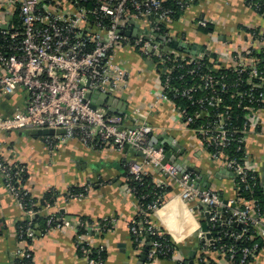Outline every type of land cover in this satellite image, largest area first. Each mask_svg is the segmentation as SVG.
<instances>
[{
	"label": "built area",
	"instance_id": "2783aa9c",
	"mask_svg": "<svg viewBox=\"0 0 264 264\" xmlns=\"http://www.w3.org/2000/svg\"><path fill=\"white\" fill-rule=\"evenodd\" d=\"M179 2L184 10L191 4L190 0ZM249 6L257 12L261 7ZM172 19L173 10L164 7L163 0H0V91L15 94L23 89L29 95L24 109L0 114V131L64 130L48 135L51 148L59 141L76 138L93 149L123 150L129 146L144 152L142 162H133L129 167L136 179L149 174L144 166H153L176 181L180 188L177 196L184 202H200L205 207L204 214L208 212L210 216L207 230L203 231L202 225L198 230V261H204L200 255L211 249L233 263L248 264L261 246L259 242H240L246 241L249 234L264 238V204L255 196L259 175L246 148L247 136L256 126L252 113L259 109L252 104L264 103V70L257 57L264 49L248 46L236 52L234 64L227 67L233 69V74H215L212 70L221 67V62L219 58L214 61L209 52L195 56L165 49L160 36H169L167 30L160 32ZM3 25L8 27L4 29ZM199 26L209 24L200 21ZM126 47L137 48L145 59L163 68L162 99L174 103L178 97L188 100L186 106L175 103L179 117L200 136L213 159L222 160L233 172L238 198L225 200L218 192L198 186L191 171L186 170L179 178L178 166L164 162L162 150L150 144L152 126L144 119L139 117L133 124H126L123 115L109 107L93 106L95 94L117 96L127 88L129 70L117 60L118 50ZM208 54L215 62L212 66L203 62ZM89 93L91 97L87 96ZM245 101L251 105H244ZM234 106L247 110L241 124ZM24 173L22 165L9 162L0 153V175L27 221L19 236L33 239L52 229L74 230L79 255L87 264H103L106 248L95 246L93 238L116 219L90 228L83 218L70 219L61 211L47 213L54 204L41 205L34 199L25 187ZM154 182L160 188L169 186L155 179ZM87 192L88 187L84 186L80 191L70 188L62 195L67 200L82 199ZM166 194L157 196L148 209L138 200L140 211H157L165 203ZM39 214L47 215L46 231L38 228ZM144 221L148 223L145 233L149 237L145 264L158 259L183 264L179 250L158 238L162 230L147 216L131 223L134 243L139 246L147 239L142 231ZM31 256L29 249L17 250L16 258L24 264H30Z\"/></svg>",
	"mask_w": 264,
	"mask_h": 264
},
{
	"label": "crops",
	"instance_id": "0c3cea01",
	"mask_svg": "<svg viewBox=\"0 0 264 264\" xmlns=\"http://www.w3.org/2000/svg\"><path fill=\"white\" fill-rule=\"evenodd\" d=\"M190 2L179 18L166 24L170 38L202 44L206 52H213L219 58L220 66L225 68L234 64L236 52L248 46L264 49V16L245 0ZM200 21L208 22L209 33L203 32ZM117 60L129 70L128 86L117 95L127 103L123 114L125 123L133 124L139 117L144 119L152 126L151 138H160L158 140L169 150L179 146L182 155L178 159L192 172L196 184L200 181L198 186L208 188L206 186L210 184L208 189L218 192L225 200L237 198L236 180L225 163L213 159L200 136L179 117L175 103L160 97L163 79L159 64L147 63L140 51L132 47L118 50ZM28 97L23 89L15 94L0 91V114L24 109ZM252 114L256 126L247 136L246 148L259 175L264 196V107ZM33 130L0 131V153L9 162L24 167L26 189L39 203L51 189L54 190L59 196L47 213L61 211L70 219L85 217L90 228L115 218L105 232L95 235L93 244L106 248L103 264H137L147 239L139 246L134 245L130 226L140 209L126 178L130 164L142 162L140 151L131 147L126 151L93 149L76 138L59 141L51 148L48 136L34 134ZM144 168L155 180L171 187L166 194L167 201L152 213V223L171 236L180 247L178 256L184 262L196 251L195 264H198L201 247L198 230L205 219V207L198 201L184 202L177 196L180 188L174 179L153 166ZM73 186L88 187L87 195L82 199L67 200L62 194ZM25 220V213L0 175V264H15L17 250L21 248L32 253L30 264H87L77 250L74 230L52 229L29 240L19 236V228ZM200 256L204 258L202 264H234L216 250L209 249ZM151 264L177 263L158 259ZM248 264H264V248Z\"/></svg>",
	"mask_w": 264,
	"mask_h": 264
},
{
	"label": "trees",
	"instance_id": "16d2710c",
	"mask_svg": "<svg viewBox=\"0 0 264 264\" xmlns=\"http://www.w3.org/2000/svg\"><path fill=\"white\" fill-rule=\"evenodd\" d=\"M245 3L247 5H252V6H257V4L261 5V7L258 8V13L264 16V0H246ZM163 6L167 7V8H171L173 10V18L174 19L179 18L180 15L182 14V12L184 11L183 7H180L179 0H163ZM201 29L203 30V32H207V33H209L211 31L209 27H203ZM165 31H166V26L163 25L160 34L165 33ZM1 35L2 34L0 33V38H1ZM257 57L260 58V60H259L260 68L264 70V53L258 54ZM216 60H217V56L215 55L214 61H216ZM214 61L211 60L209 54L206 55V57L203 59L204 64L205 65H209V66H212V64L215 63ZM232 70L233 69H231V68L219 67L217 69H213L212 71L215 74H219V75L220 74H224V73L232 75L233 74ZM161 73H162L161 74L162 79H164L165 78V74H163V68L161 69ZM174 74H176V72H174ZM174 101H175L176 105H178V106L179 105L180 106H186L187 104H189L188 100L185 99V98H182V97L175 98ZM235 103H236V100H235ZM244 105H251V104L249 102L245 101ZM252 105L255 108L256 107L257 108L264 107V103H262V104L254 103ZM234 109H235V115L238 116V120L237 121L239 122V124H241L242 119H243L242 116H244L247 113V110H244L242 107H238L237 108L236 106H234ZM24 178H25V181H26V172L24 173ZM126 181L128 182L130 188L132 189V192L134 193V195L139 200V202L143 205L144 208H147L149 204L154 202L156 200L157 196H159V195L161 196L164 193L171 191V187H169V186L168 187H164V188L158 187L156 185V183L154 182V178H153V176L151 174H147V175H145L143 177L142 180H138V179L135 178V176L133 174H131L129 172V169H127ZM83 188H84V186H73L72 187V189L75 190V191H80ZM144 195H146V196L143 198ZM255 196H256L257 199H259V201L262 204H264V196L262 194L260 186L257 189ZM57 197H58V195L56 194V192L51 189L45 195L44 199L40 203H41V205H44L46 202H49L51 204H55V201H56ZM164 201H167V200H163V202ZM263 207H264V205H263ZM149 213H151V214H149ZM152 213H153L152 211L146 210V209L144 211L138 212L137 215L135 216L134 220H133L134 221L133 223H137V222H141L142 220H145L146 216L152 222V219H150L151 216H152ZM148 214H149V216H148ZM79 218H83L84 220H86L88 222V220L85 217H79ZM36 220H37V223L39 225L38 228L41 229L42 231H46V229H47V224H46L47 215L39 214L36 217ZM26 222H27L26 220L23 221V224L19 228V232H20V229L25 228ZM203 222H204V220H202V223ZM147 225H148V223H146L144 221V223L142 224V231H143V234L147 238V241H148L149 237H147L148 235L145 233V228L147 227ZM161 230H162V235L158 236V238L161 239L162 241L167 242L174 249L178 250L180 247L177 244H175V242L173 241L171 236L165 231V229L161 228ZM23 238H27V237L24 236ZM27 239L30 240V238H27ZM132 239H133V236H132ZM241 242H240L241 245H250V244H253L254 242H259V244L261 246L260 250L264 248V238L262 236H258V235L256 236L255 234H252V236H250V234H249L247 239H246V241H244V242L241 241ZM134 245L137 246V243L135 242ZM148 247H149V245H148ZM259 251L257 252V254L259 253ZM103 256H104V258H106V254L105 253H103ZM254 257L251 256L249 258V260H248V263L250 261H252L254 259ZM148 263L149 262L147 261V264ZM182 263L185 264L184 261H182ZM15 264H24V262L18 260L17 262H15ZM198 264H202V262H199ZM234 264H237V263L234 262Z\"/></svg>",
	"mask_w": 264,
	"mask_h": 264
},
{
	"label": "water",
	"instance_id": "95a60500",
	"mask_svg": "<svg viewBox=\"0 0 264 264\" xmlns=\"http://www.w3.org/2000/svg\"><path fill=\"white\" fill-rule=\"evenodd\" d=\"M12 17H8V21L11 20ZM8 26L7 25H3V28L6 29ZM127 34H131L130 31L126 32ZM160 39L162 41H164L165 43V49L168 48H172V49H176V50H181V51H185L189 54L195 55V56H199L201 55V53H206V50L204 48V46L202 44H189L183 40L180 39H173L170 37H165V36H160ZM211 57H215V54L213 52L210 53ZM153 61L151 60H147V63H152ZM88 97H91V94L89 93L87 95ZM93 100V106L96 105H103V106H107L109 107L110 111L114 112V113H119L121 115L125 114L126 109H127V103L120 100L118 96H113V95H109L106 93H101V94H95L92 98ZM34 134H38L41 136H48V135H54L56 133H64V130H54V129H34ZM160 139V138H158ZM156 137H152L150 140V144L152 146H154L155 149L157 150H162V152L164 153V162H172L175 163L178 168H179V175L178 177H182V174L186 171V169L184 168V162L178 159V157L180 156V154L182 155V150H180L179 152V146L175 145L172 146L171 150L167 149L166 146H164L162 141H159ZM130 147L126 146L125 147V151L128 150ZM140 155L144 156L145 153L140 151ZM190 167V166H189ZM194 170V168L190 167V170ZM224 170H222L221 172H223ZM231 175H233V172H231L230 170L228 171ZM200 181L197 182V185H199ZM206 187H210V184H208V186ZM205 222H203L202 225V230L206 231L208 228V224L210 223V216L208 214V212H205ZM207 237H209V234L207 235ZM148 241L146 243V246L144 247V250L140 256V260L137 262V264H144L145 260H146V254L148 251ZM195 258H196V251L191 252V254L189 255L188 259L185 260V264H195Z\"/></svg>",
	"mask_w": 264,
	"mask_h": 264
}]
</instances>
